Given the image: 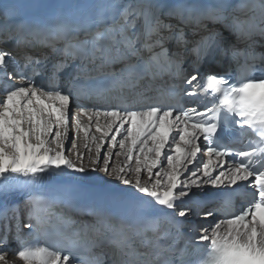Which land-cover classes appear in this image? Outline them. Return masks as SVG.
Here are the masks:
<instances>
[{
    "label": "snow or ice",
    "instance_id": "obj_1",
    "mask_svg": "<svg viewBox=\"0 0 264 264\" xmlns=\"http://www.w3.org/2000/svg\"><path fill=\"white\" fill-rule=\"evenodd\" d=\"M258 49L264 0H0V264H264Z\"/></svg>",
    "mask_w": 264,
    "mask_h": 264
},
{
    "label": "bare ground",
    "instance_id": "obj_2",
    "mask_svg": "<svg viewBox=\"0 0 264 264\" xmlns=\"http://www.w3.org/2000/svg\"><path fill=\"white\" fill-rule=\"evenodd\" d=\"M71 138H73V133L72 132L69 133V141H70ZM69 141H68V143H69ZM68 143L66 144V151L71 150V145L73 143L81 144L82 145V140H80V139H74V141L69 146H68ZM105 147H107V145ZM79 150L81 152H84L85 151L83 149V147H80ZM102 155H103V153H102ZM114 159H115V157H114ZM85 162L87 163V159H85ZM87 176H88V179H86L84 181V184H89V185H92V186H97V187H100V188H103V189H112V186L115 185V184H117V182H115V181H111V180L99 178L101 176V174H98V173H91L90 172V173L87 174ZM118 185H120L119 187L122 188V189H124V190H128L129 189V188H126L125 186H123L122 184H118ZM129 190H131V189H129ZM210 190L211 189H205L204 191L205 192H208ZM202 194L203 193H201V195ZM200 223H201V221H199V220H193V221H191L189 223L188 226L190 228H193L194 226L199 225ZM13 248H15V246H13ZM17 264H19V262H17Z\"/></svg>",
    "mask_w": 264,
    "mask_h": 264
},
{
    "label": "rangeland",
    "instance_id": "obj_3",
    "mask_svg": "<svg viewBox=\"0 0 264 264\" xmlns=\"http://www.w3.org/2000/svg\"><path fill=\"white\" fill-rule=\"evenodd\" d=\"M74 141L73 138L70 139L69 143H68V146L71 145V143ZM120 186V185H119ZM12 247V246H11Z\"/></svg>",
    "mask_w": 264,
    "mask_h": 264
}]
</instances>
